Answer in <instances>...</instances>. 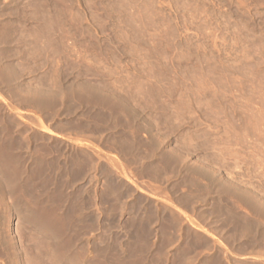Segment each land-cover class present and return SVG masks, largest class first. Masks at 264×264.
Instances as JSON below:
<instances>
[{
  "label": "rangeland",
  "instance_id": "374dc122",
  "mask_svg": "<svg viewBox=\"0 0 264 264\" xmlns=\"http://www.w3.org/2000/svg\"><path fill=\"white\" fill-rule=\"evenodd\" d=\"M0 264H264V0H0Z\"/></svg>",
  "mask_w": 264,
  "mask_h": 264
},
{
  "label": "bare ground",
  "instance_id": "6f19581e",
  "mask_svg": "<svg viewBox=\"0 0 264 264\" xmlns=\"http://www.w3.org/2000/svg\"><path fill=\"white\" fill-rule=\"evenodd\" d=\"M14 73V72H13ZM92 89H93V87H92ZM132 112V111H131ZM13 252V251H12ZM15 257H16V255H15Z\"/></svg>",
  "mask_w": 264,
  "mask_h": 264
}]
</instances>
